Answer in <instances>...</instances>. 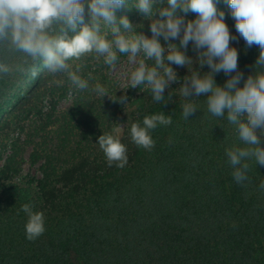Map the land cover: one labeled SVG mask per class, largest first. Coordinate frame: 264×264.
<instances>
[{
    "label": "trees",
    "instance_id": "1",
    "mask_svg": "<svg viewBox=\"0 0 264 264\" xmlns=\"http://www.w3.org/2000/svg\"><path fill=\"white\" fill-rule=\"evenodd\" d=\"M123 15L151 37L134 6L117 12ZM192 16L197 18L190 11L185 19ZM225 22L236 36L230 43L246 79L259 48L247 47L232 17ZM159 39L179 45L178 39ZM186 55L196 58L192 42ZM69 63L73 70L81 66L87 90L45 70L35 79L15 72L0 78V264H264V166L247 161L249 179L235 182L225 150L244 145L226 117L211 116L199 97L192 98L198 111L183 119L180 82L165 90L172 99L160 104L143 86L113 83L102 59L86 55ZM171 66L179 80L189 74L187 67ZM228 78L223 72L214 77L221 86ZM97 83L128 103L98 96ZM69 95L70 106L59 113ZM161 111L172 124L151 131V150L136 146L131 124ZM102 134L118 135L126 145L123 168L109 167L98 144ZM26 163L37 173L24 174ZM26 203L44 214L45 232L34 241L26 238L28 216L20 211Z\"/></svg>",
    "mask_w": 264,
    "mask_h": 264
},
{
    "label": "clouds",
    "instance_id": "2",
    "mask_svg": "<svg viewBox=\"0 0 264 264\" xmlns=\"http://www.w3.org/2000/svg\"><path fill=\"white\" fill-rule=\"evenodd\" d=\"M156 3L157 0H0V78L15 72L35 79L40 70H45L66 75L72 88L83 91L89 88L88 80L78 74L81 66L73 70L70 61L92 55L115 69L120 55H125L130 64L136 65L128 88L143 86L155 102L162 104L173 96L169 92L165 97V90L180 82L179 93L185 98L183 119L188 120L198 111L192 98L199 97H205L211 116L226 117L244 145L225 150L235 182L243 184L249 179L247 161L264 166V0H226L239 37L247 47L259 48L253 73L246 79L238 68V50L230 43L236 36L214 0H167L166 7L164 0H159V7L154 6ZM130 6L150 21L151 37L138 32L126 15L117 16L118 11ZM178 10L185 15L191 11L197 18L186 20ZM160 37L166 42L178 39L179 45L169 42L165 46ZM189 42L197 52L195 60L186 55ZM17 55L19 62L13 64ZM194 63L199 67L193 68ZM173 64L187 67L189 74L179 80ZM205 65L208 71H203ZM220 72L229 77L222 86L214 79ZM93 91L122 105L128 103L126 97H110L99 83ZM171 124L172 117L162 111L146 115L142 124H131V140L151 150L155 144L151 131ZM98 144L109 167L113 163L125 166L127 147L117 136L102 134ZM260 188L264 189V181ZM20 211L28 216L24 225L26 238L34 241L45 232L44 214L33 212L27 203Z\"/></svg>",
    "mask_w": 264,
    "mask_h": 264
},
{
    "label": "rangeland",
    "instance_id": "3",
    "mask_svg": "<svg viewBox=\"0 0 264 264\" xmlns=\"http://www.w3.org/2000/svg\"><path fill=\"white\" fill-rule=\"evenodd\" d=\"M224 2H226V0H224ZM226 5H227V3H226ZM217 8H218V10L221 9V11H223L225 13V21L228 18L230 19V17H232L231 14H230V9H229L228 5L225 6V7H222V8H221V5H218ZM194 18H195V16L189 17V19H192V20ZM144 20L150 26V21L145 19V18H144ZM135 66L136 65L130 64L128 62V59H127V57L125 55H120L118 63L116 65V68L115 69L109 68V74H110L112 82L113 83L117 82L120 87L128 86L129 85L128 81H129L130 73H131L132 70H134ZM71 102H72V98L69 95L67 98H65V99H63L61 101V103H60V105L58 107V112L62 113L65 110H67L68 107L70 106ZM117 133H118V131H117ZM36 170H37V168L36 167H30L29 163H26L24 165V168H23L24 174L25 173L35 174V173H37Z\"/></svg>",
    "mask_w": 264,
    "mask_h": 264
}]
</instances>
